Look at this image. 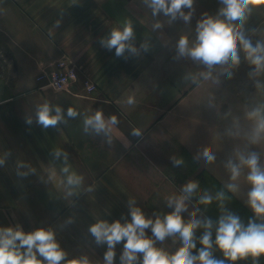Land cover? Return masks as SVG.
Segmentation results:
<instances>
[{
  "label": "crops",
  "instance_id": "obj_1",
  "mask_svg": "<svg viewBox=\"0 0 264 264\" xmlns=\"http://www.w3.org/2000/svg\"><path fill=\"white\" fill-rule=\"evenodd\" d=\"M193 8L185 23L162 14L153 17L144 0H0V158L5 159L0 166V227L20 225L25 232L51 228L67 253L62 264L79 257L104 264L107 245L96 243L90 225L101 219L130 221V200L146 217L162 218L173 210L169 196L178 195L189 181H197L199 188L182 216L187 221L195 211L197 218L212 219L213 240L215 222L225 210L245 225L250 218L264 222L247 204L248 169L233 180L226 167L229 160L238 163L241 152L257 153L264 167V138L250 142L255 121L247 116L257 108L264 111V85H227L221 88L232 94L227 99L204 100L196 93L195 79L193 115H187V78L195 77L197 66L188 68L192 59L178 55L177 42L181 36L190 45L196 41L203 0H194ZM128 21L137 54L126 50L117 57L99 40ZM156 23L161 28L154 29ZM65 56L78 69L70 89L56 90L37 79ZM86 78L97 85L92 93L85 91ZM251 92L258 94L255 99L246 95ZM44 102L62 109L63 120L55 127L36 123L37 107ZM69 108L78 115L69 117ZM97 111L106 120L117 118L108 135L84 131L85 118ZM205 148L215 156L211 163L203 157ZM56 149L67 153V161L53 155ZM173 158L183 163L174 166ZM21 163L26 167L19 168ZM25 171L27 176L17 175ZM73 173L83 179L68 195L66 177ZM229 184L236 186L234 191ZM218 192L224 193L223 201L215 199ZM204 194L213 196L211 204L199 203ZM202 230H196V237ZM146 235L152 237L150 228ZM177 245L178 235L155 242L169 254ZM114 251V264H120L123 242ZM212 252L225 264H264V255L232 262L215 245ZM142 259L138 254L136 264Z\"/></svg>",
  "mask_w": 264,
  "mask_h": 264
},
{
  "label": "clouds",
  "instance_id": "obj_2",
  "mask_svg": "<svg viewBox=\"0 0 264 264\" xmlns=\"http://www.w3.org/2000/svg\"><path fill=\"white\" fill-rule=\"evenodd\" d=\"M145 5L151 9L153 17L163 15L170 21L182 19L185 23L190 22L194 8V0H144ZM222 5L215 16L204 13L196 25V41L189 46L187 36H181L177 42L179 56H187L192 60L205 65L211 70L215 65H228L229 68L240 62L239 47L246 53V58L255 65V73L264 71V42H257L253 46L252 41L247 39L240 28L250 12V6H255L259 0H219ZM189 11L185 13L184 9ZM234 22H239L236 24ZM154 29L161 28L160 23L153 25ZM134 39V30L131 21L125 23L122 29L114 28L107 38H101L99 43L109 51L115 49V55L120 57L127 50L137 54L136 47L131 41ZM145 48L146 46L142 45ZM230 75V73H229ZM128 103H134L130 97ZM69 117H76L75 109L67 110ZM250 120H254V127L248 134L251 143H258L264 138V111L257 108L247 113ZM63 120L61 107L53 106L49 102L38 105L36 110V123L42 128L55 127ZM32 118H26V123L31 125ZM117 124V118L112 116L105 119L102 112L97 111L94 115L84 120V131L89 130L96 134L108 135L111 127ZM137 135V132L133 133ZM56 158L63 155L67 161V153L56 149L53 153ZM203 157L209 163L215 160L210 149L205 148ZM5 163L0 158V166ZM182 159L173 158V165L179 166ZM24 168L23 163L18 165ZM226 167L231 172V178L236 180L242 168L248 169L247 181L251 189L247 193V204L252 209L255 217L264 220V167L259 164L257 153H243L238 156V163L229 160ZM35 172V169H30ZM68 173V167L62 169ZM29 173L17 172V175L27 176ZM82 177L76 174H68L66 184L69 188L68 195H72V188L82 183ZM199 188L197 181H189L183 185L178 195L169 196L168 206L173 210L162 218L155 219L146 217L141 208L134 206L135 201H129L130 221L115 220L109 223L106 220H97L90 225L89 232L95 238L98 245H107L104 253V264H114L115 246L123 242V252L120 256V264H136L138 254H142V264H225L224 260L213 257L215 245L232 262L244 259L248 256L258 258L264 255V222H256L250 218L245 225L241 218L230 212L224 211L215 222V239L213 240L212 229L214 222L210 218H197L196 212L190 214L185 221L182 213L187 211L186 201L196 193ZM229 190H235L234 184L228 185ZM91 191V189H88ZM225 195L218 192L215 199L223 201ZM213 196L204 194L200 196L199 203L209 205ZM71 223V220H69ZM151 229L152 237L146 235V229ZM203 229L199 237L202 245L197 249L196 230ZM179 236L181 246L172 254L155 246L156 241L163 242L168 237ZM196 249V253L193 250ZM39 257V258H38ZM67 253L60 247L56 239V233L51 228L40 227L34 231L25 232L20 225L0 227V264H62L66 260ZM67 264H90L87 257H79L68 260Z\"/></svg>",
  "mask_w": 264,
  "mask_h": 264
},
{
  "label": "rangeland",
  "instance_id": "obj_3",
  "mask_svg": "<svg viewBox=\"0 0 264 264\" xmlns=\"http://www.w3.org/2000/svg\"><path fill=\"white\" fill-rule=\"evenodd\" d=\"M222 5L219 3V0H203V13L208 15L215 16ZM250 12L246 14V19L243 23V26L240 28L247 39L252 41L253 46L259 41L264 42V0H259L255 6H250ZM239 24V22H234ZM189 46H192L189 44ZM238 52L240 56V62L234 67L229 68L228 65H215L211 70H209L205 65L200 62L191 60L188 61V68L190 64L193 65L196 63L197 73L194 78H187V115H193V109L190 108L193 105L195 100V94L203 96V99H209L210 96H213L215 100H225L228 96L232 95L227 93L222 87L227 85H249L251 88L254 86L263 84L264 85V71H261V75L258 77V74L255 73V65L251 64L250 61L246 58V53L239 47ZM189 59V58H188ZM230 73V75H229ZM201 75V76H200ZM196 79L197 91L193 88L194 80ZM192 87V88H191ZM218 87L220 89H211ZM211 90H219V93H211ZM255 89H251L253 91ZM251 98L258 94L251 92L249 94ZM232 99V98H230ZM190 108V109H189ZM203 231H199V235L203 234ZM197 234V233H196ZM197 249L202 247L199 243V237H196ZM193 253H196V249L193 250ZM241 261V260H239ZM238 261V262H239ZM241 264V263H240Z\"/></svg>",
  "mask_w": 264,
  "mask_h": 264
},
{
  "label": "built area",
  "instance_id": "obj_4",
  "mask_svg": "<svg viewBox=\"0 0 264 264\" xmlns=\"http://www.w3.org/2000/svg\"><path fill=\"white\" fill-rule=\"evenodd\" d=\"M38 80H44L45 86L52 87L56 90H68L78 80V69L75 63L66 56L58 60L55 68L49 72H44L37 77ZM97 85L89 78L84 80V88L88 93H92Z\"/></svg>",
  "mask_w": 264,
  "mask_h": 264
},
{
  "label": "trees",
  "instance_id": "obj_5",
  "mask_svg": "<svg viewBox=\"0 0 264 264\" xmlns=\"http://www.w3.org/2000/svg\"><path fill=\"white\" fill-rule=\"evenodd\" d=\"M179 248V245L175 246L173 250L170 252V254L174 253Z\"/></svg>",
  "mask_w": 264,
  "mask_h": 264
}]
</instances>
